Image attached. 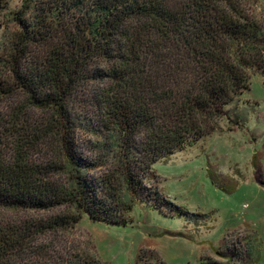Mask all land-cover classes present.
<instances>
[{
  "label": "trees",
  "instance_id": "trees-1",
  "mask_svg": "<svg viewBox=\"0 0 264 264\" xmlns=\"http://www.w3.org/2000/svg\"><path fill=\"white\" fill-rule=\"evenodd\" d=\"M247 2L22 0L10 12L0 45V264H105L65 254L52 236L83 215L127 226L141 203L190 214L155 185L154 164L215 132L249 72L264 73V32ZM8 8L0 0V13ZM78 130L102 141L81 146ZM241 247L223 242L220 253L248 264Z\"/></svg>",
  "mask_w": 264,
  "mask_h": 264
},
{
  "label": "rangeland",
  "instance_id": "rangeland-1",
  "mask_svg": "<svg viewBox=\"0 0 264 264\" xmlns=\"http://www.w3.org/2000/svg\"><path fill=\"white\" fill-rule=\"evenodd\" d=\"M21 3L9 0V8L0 13V45L5 39L4 22ZM247 6L264 32V0H248ZM9 28L13 30L12 25ZM249 76V89L227 107L229 114L218 121L215 132L154 164L155 185L167 200L190 214L167 216L141 203L127 226H108L83 215L52 236L65 254L90 252L105 264H136L140 255L139 264H228L220 253L225 242L250 252L248 264H264V73L252 70ZM32 114L39 117V112ZM89 139L102 141L85 130L75 134L81 146ZM67 178L64 173L60 179L67 182ZM70 209L65 207V213ZM59 213L33 215L49 218ZM54 242V248H60Z\"/></svg>",
  "mask_w": 264,
  "mask_h": 264
}]
</instances>
